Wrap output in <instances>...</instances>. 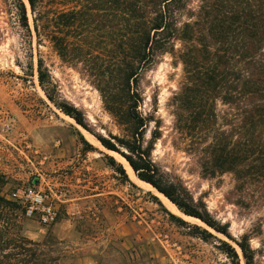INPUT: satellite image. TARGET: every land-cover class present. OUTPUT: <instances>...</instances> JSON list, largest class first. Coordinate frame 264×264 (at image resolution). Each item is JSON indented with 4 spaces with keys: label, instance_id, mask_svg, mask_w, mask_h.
Wrapping results in <instances>:
<instances>
[{
    "label": "trees",
    "instance_id": "1",
    "mask_svg": "<svg viewBox=\"0 0 264 264\" xmlns=\"http://www.w3.org/2000/svg\"><path fill=\"white\" fill-rule=\"evenodd\" d=\"M13 5L20 27L87 77L124 133L104 137L81 110L57 101V87L40 58L39 82L49 100L124 157L141 181L182 213L233 242L239 250L195 226L204 240L219 243L232 264H264V213L234 237L230 224L217 221L179 175L155 162L163 120L157 110L141 111L142 74L170 56L181 69L169 104L173 146L203 179L230 176L235 205L264 212V0H13ZM22 215V207L0 191V264H59L62 242L51 233L42 241L23 235Z\"/></svg>",
    "mask_w": 264,
    "mask_h": 264
},
{
    "label": "rangeland",
    "instance_id": "2",
    "mask_svg": "<svg viewBox=\"0 0 264 264\" xmlns=\"http://www.w3.org/2000/svg\"><path fill=\"white\" fill-rule=\"evenodd\" d=\"M40 58L57 87V101L81 110L92 129L104 137L124 133L87 77L65 64L48 42L39 46L35 34L32 38L20 27L13 0H0V191L11 200L9 195L17 188L34 185L52 189L61 199L55 225L43 227L22 215V234L42 241L51 233L61 241L59 264H88L91 259L92 264H232L218 249L219 243L204 240L195 226L238 249L233 242L201 220L188 221L170 211L154 191L130 177L119 157L103 145L106 151L98 147L82 126L49 100L39 82ZM180 73L167 55L141 77V111L157 110L163 120V137L155 144L153 159L179 175L196 199H204L211 215L229 223L232 235L239 237L264 212L235 205L230 176L203 179L193 161L173 146L169 104ZM149 138L148 132L145 139ZM119 165L129 182L124 183ZM252 245L258 247V241Z\"/></svg>",
    "mask_w": 264,
    "mask_h": 264
},
{
    "label": "built area",
    "instance_id": "3",
    "mask_svg": "<svg viewBox=\"0 0 264 264\" xmlns=\"http://www.w3.org/2000/svg\"><path fill=\"white\" fill-rule=\"evenodd\" d=\"M9 197L22 207L25 218L34 220L43 227L53 226L59 219L58 202L61 199L52 189L44 190L34 185L22 186Z\"/></svg>",
    "mask_w": 264,
    "mask_h": 264
},
{
    "label": "bare ground",
    "instance_id": "4",
    "mask_svg": "<svg viewBox=\"0 0 264 264\" xmlns=\"http://www.w3.org/2000/svg\"><path fill=\"white\" fill-rule=\"evenodd\" d=\"M72 121H74L73 119H71ZM78 126V125H77ZM78 127H80V126H78ZM80 129L83 131V133L85 134V135H88L91 139H93L94 140V143L98 146V147H100L101 149H103V150H105L106 151V149H104V147L102 146V144H100L99 142V140H95L93 137H92V135H90L88 132H86L84 129H82L81 127H80ZM99 141V142H98ZM110 155H112V156H117V157H119L120 159H121V161L125 164V167H126V169H127V171L131 174V176L130 177H132V178H134V181H136V183H138V184H140V185H142V186H146L147 187V189H149V190H152V191H154V193L160 198V200L163 202V204L165 205V207H167L170 211H172L173 213H178L179 215H181L182 217H184L186 220H188V221H193V222H196V223H202L199 219H196V218H193V217H190V216H186V215H184L181 211H179V209L172 203V202H170L166 197H164L162 194H160V193H158L155 189H154V187H152L150 184H148V183H145V182H142V181H140V180H138V178L135 176V174H134V172H133V170H132V168L130 167V165L128 164V162L123 158V157H121L120 155H118L117 153H115V152H113V151H107Z\"/></svg>",
    "mask_w": 264,
    "mask_h": 264
},
{
    "label": "water",
    "instance_id": "5",
    "mask_svg": "<svg viewBox=\"0 0 264 264\" xmlns=\"http://www.w3.org/2000/svg\"><path fill=\"white\" fill-rule=\"evenodd\" d=\"M108 151H110V150H108ZM131 167V166H130ZM132 168V167H131ZM134 171V170H133ZM149 184V183H148ZM151 185V184H150ZM153 187V186H152ZM155 189V188H154ZM156 190V189H155ZM157 191V190H156ZM158 192V191H157ZM158 193H160V192H158ZM161 194V193H160ZM163 195V194H162ZM164 196V195H163ZM165 197V196H164Z\"/></svg>",
    "mask_w": 264,
    "mask_h": 264
},
{
    "label": "crops",
    "instance_id": "6",
    "mask_svg": "<svg viewBox=\"0 0 264 264\" xmlns=\"http://www.w3.org/2000/svg\"><path fill=\"white\" fill-rule=\"evenodd\" d=\"M88 264H92V259L90 260V263H88Z\"/></svg>",
    "mask_w": 264,
    "mask_h": 264
}]
</instances>
